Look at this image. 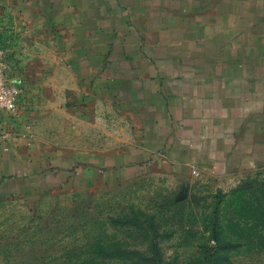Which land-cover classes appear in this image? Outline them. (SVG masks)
<instances>
[{
    "label": "rangeland",
    "instance_id": "rangeland-1",
    "mask_svg": "<svg viewBox=\"0 0 264 264\" xmlns=\"http://www.w3.org/2000/svg\"><path fill=\"white\" fill-rule=\"evenodd\" d=\"M127 1L144 2L152 19L163 8L187 5L191 12L224 3L235 15L233 30H244L240 51L264 58V0ZM54 3L59 9L60 0H0L1 59L19 92L14 112L0 114V128L5 140L20 138L35 149L26 175L1 186L0 264H264V146L255 151L259 162L219 187L203 168L178 167L154 152L144 161L136 127L116 112L73 102L69 93L66 110L54 105L50 124L38 132L35 110L46 92L57 97L60 36L56 26L34 27L33 15ZM105 31L91 32L90 43L108 42Z\"/></svg>",
    "mask_w": 264,
    "mask_h": 264
},
{
    "label": "crops",
    "instance_id": "crops-1",
    "mask_svg": "<svg viewBox=\"0 0 264 264\" xmlns=\"http://www.w3.org/2000/svg\"><path fill=\"white\" fill-rule=\"evenodd\" d=\"M87 1L60 0L57 10L54 3L34 11V27L41 22L45 30L56 26L60 36L57 97L52 100L46 92L35 110L38 132L50 124L54 105L65 109L69 93L73 102L89 104L96 113L116 112L136 127L146 143L139 155L144 161L154 152L178 167L203 168L219 187L227 176L259 162L255 151L264 146V58L249 60L240 51L244 45L238 33L244 30H233L235 15L226 4L199 5L191 12L187 5L176 12L163 8L152 19L144 2ZM91 29L100 36L108 29L109 41L93 45ZM31 148L20 138L0 140V190L11 177L26 175ZM120 157L113 156L117 164Z\"/></svg>",
    "mask_w": 264,
    "mask_h": 264
},
{
    "label": "built area",
    "instance_id": "built-area-1",
    "mask_svg": "<svg viewBox=\"0 0 264 264\" xmlns=\"http://www.w3.org/2000/svg\"><path fill=\"white\" fill-rule=\"evenodd\" d=\"M18 97V89L5 72L0 52V114L2 112H14ZM1 130L0 128V140H5L6 135Z\"/></svg>",
    "mask_w": 264,
    "mask_h": 264
},
{
    "label": "trees",
    "instance_id": "trees-1",
    "mask_svg": "<svg viewBox=\"0 0 264 264\" xmlns=\"http://www.w3.org/2000/svg\"><path fill=\"white\" fill-rule=\"evenodd\" d=\"M216 212V211H215Z\"/></svg>",
    "mask_w": 264,
    "mask_h": 264
}]
</instances>
